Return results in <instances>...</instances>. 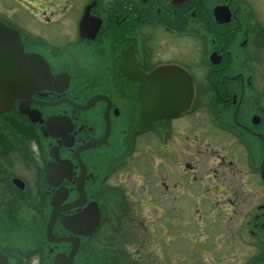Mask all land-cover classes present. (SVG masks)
<instances>
[{
	"label": "flooded vegetation",
	"instance_id": "obj_1",
	"mask_svg": "<svg viewBox=\"0 0 264 264\" xmlns=\"http://www.w3.org/2000/svg\"><path fill=\"white\" fill-rule=\"evenodd\" d=\"M0 19L46 62L0 106L12 264L76 243L72 264H174L188 211L209 258L264 264V0H0ZM165 99L192 102L132 132Z\"/></svg>",
	"mask_w": 264,
	"mask_h": 264
},
{
	"label": "water",
	"instance_id": "obj_2",
	"mask_svg": "<svg viewBox=\"0 0 264 264\" xmlns=\"http://www.w3.org/2000/svg\"><path fill=\"white\" fill-rule=\"evenodd\" d=\"M39 62L40 66H34ZM46 62L40 60L35 54L25 53L19 33L0 20V106L9 104L16 94L19 86L28 85L27 80L41 77ZM143 97V94H140ZM191 101L181 99L147 101L141 100L142 116L132 132L137 131L149 121H157L166 116H178L189 108ZM56 208V207H55ZM62 220L60 214L54 210L48 226V236L51 239L52 227L57 218ZM73 249L69 257L57 255L56 264H72ZM0 264H12L0 248Z\"/></svg>",
	"mask_w": 264,
	"mask_h": 264
},
{
	"label": "rangeland",
	"instance_id": "obj_3",
	"mask_svg": "<svg viewBox=\"0 0 264 264\" xmlns=\"http://www.w3.org/2000/svg\"><path fill=\"white\" fill-rule=\"evenodd\" d=\"M201 213L203 214L202 219H204L206 217V213L204 211H201ZM187 215L192 218V225L189 228L182 226L177 232V234L180 233V235L177 237L176 243L177 247L181 251V256L174 264H218L220 259H218L217 256H215V260L214 258H209L213 244V241L210 239L211 237H208L206 241L200 239L199 237L197 238L199 231L198 227H195L197 223L196 213L194 211H188ZM205 220L207 219H204V221ZM211 232L214 234L212 228L208 234ZM223 263L236 264L234 260H231L230 258L225 259Z\"/></svg>",
	"mask_w": 264,
	"mask_h": 264
}]
</instances>
